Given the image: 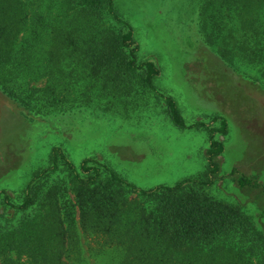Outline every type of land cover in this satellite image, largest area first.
<instances>
[{
	"label": "trees",
	"instance_id": "trees-1",
	"mask_svg": "<svg viewBox=\"0 0 264 264\" xmlns=\"http://www.w3.org/2000/svg\"><path fill=\"white\" fill-rule=\"evenodd\" d=\"M206 4L212 6L210 12L204 6L208 18L202 19L207 41L220 38V52L238 48L263 73L264 0ZM225 11L232 19L223 23ZM138 48L134 26L117 0H0V95L29 117L105 99L111 104L135 73L155 90L160 68L141 60ZM165 98L172 122L189 127L175 98ZM228 126L223 117L211 128L205 178L146 188L89 157L77 166L55 145L51 165L29 182L17 206L34 213L0 231V254H18L0 264H84L81 230L99 241L88 242L94 264H255L254 255L264 264V232L252 216L208 190L220 178L216 157L225 150L215 132L227 133ZM58 170L66 171L74 199H67L68 186L58 182L43 193L36 184ZM237 183L244 189L253 181L242 174Z\"/></svg>",
	"mask_w": 264,
	"mask_h": 264
},
{
	"label": "rangeland",
	"instance_id": "rangeland-1",
	"mask_svg": "<svg viewBox=\"0 0 264 264\" xmlns=\"http://www.w3.org/2000/svg\"><path fill=\"white\" fill-rule=\"evenodd\" d=\"M206 1L117 0L123 17L134 26L139 58L160 68L155 90L144 87L142 74L135 73L124 84L125 93L111 104L105 99L97 106L76 105L32 117L20 104L0 95V231L32 215L33 208L17 206L23 203L29 182L51 165L55 145L77 166L89 157L140 187L172 185L206 177L211 128L219 127L224 117L228 132H215L225 144L216 157L220 178L208 190L242 206L264 232L263 66L247 61L238 48L220 52V38L207 41L202 19L208 18L204 6L207 12L212 6ZM219 19L224 23L232 18L225 11ZM166 96L175 98L189 127L172 122ZM93 160L88 163L96 164ZM242 174L253 181L244 189L237 183ZM57 182L68 186L65 196L74 199L65 170L36 180L42 193ZM80 241L84 264H94L88 242L97 246L99 241L85 237L82 230ZM9 257L18 254L2 253L0 263ZM252 258L261 264L258 256Z\"/></svg>",
	"mask_w": 264,
	"mask_h": 264
}]
</instances>
